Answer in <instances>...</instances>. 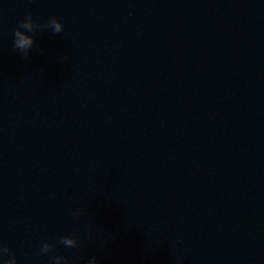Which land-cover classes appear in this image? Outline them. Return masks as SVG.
Returning a JSON list of instances; mask_svg holds the SVG:
<instances>
[{"label":"water","instance_id":"95a60500","mask_svg":"<svg viewBox=\"0 0 264 264\" xmlns=\"http://www.w3.org/2000/svg\"><path fill=\"white\" fill-rule=\"evenodd\" d=\"M44 240L69 264H264V0H0V241L49 264Z\"/></svg>","mask_w":264,"mask_h":264},{"label":"clouds","instance_id":"9594fccd","mask_svg":"<svg viewBox=\"0 0 264 264\" xmlns=\"http://www.w3.org/2000/svg\"><path fill=\"white\" fill-rule=\"evenodd\" d=\"M40 23L41 22L34 20L31 13H29L19 21V25L13 33L12 46L15 50L21 53L24 58L29 56V53L34 46L35 31ZM43 24L53 33H60L64 29L62 20L56 16L49 17L47 20L43 21ZM85 211L86 210L83 208H76L72 210L71 215L73 218L79 217ZM59 242L66 247H73L77 245L78 237L74 233H66L59 237ZM52 249L53 244L48 240H44L40 244V252L43 254H49V264H69L68 259L63 255H50ZM10 253L11 249L8 244L0 241V264H17L16 256ZM71 264H77V262L72 261ZM87 264H100V262L97 257L93 255L88 258Z\"/></svg>","mask_w":264,"mask_h":264}]
</instances>
